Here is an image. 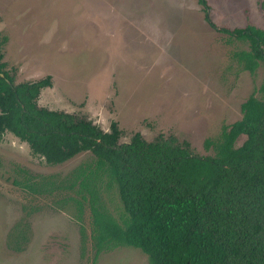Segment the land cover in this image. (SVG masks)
<instances>
[{
  "label": "rangeland",
  "instance_id": "rangeland-1",
  "mask_svg": "<svg viewBox=\"0 0 264 264\" xmlns=\"http://www.w3.org/2000/svg\"><path fill=\"white\" fill-rule=\"evenodd\" d=\"M207 3L216 28L197 0H0L3 60L17 82L51 76L52 85L41 91L43 106L83 113L104 130L116 121L121 141L137 131L147 140L163 132L187 140L198 155L211 154L205 138L240 117V104L264 75L263 64L253 74L238 71L231 52L247 46L228 41L218 28H264V0ZM92 161L84 152L48 165L26 143L3 135L0 264H92L91 211L76 192L79 185L38 193L14 182L52 175L60 183ZM111 194L112 200L103 193V200L118 218L120 205ZM66 195L82 200L81 219L74 202H62ZM12 229L25 232L20 250L8 246ZM94 264L148 259L138 248L118 246L101 252Z\"/></svg>",
  "mask_w": 264,
  "mask_h": 264
},
{
  "label": "trees",
  "instance_id": "trees-1",
  "mask_svg": "<svg viewBox=\"0 0 264 264\" xmlns=\"http://www.w3.org/2000/svg\"><path fill=\"white\" fill-rule=\"evenodd\" d=\"M197 1L216 28L207 0ZM218 31L246 44L230 55L239 72L253 74L264 65V28L246 24ZM6 40L0 38V140L12 134L48 165L84 152L93 160L60 183L52 175L14 182L38 193L79 185L76 192L91 211L92 264L118 246L138 248L148 264H264V75L240 104V117L205 138L203 147L211 154L198 155L173 134L158 132L147 140L137 131L121 141L116 121L104 130L83 113L41 105L51 76L17 82L15 69L3 60ZM105 192L111 200V193L116 196L118 218L105 206ZM82 200L62 198L74 202L79 219ZM15 229L8 246L20 250L26 235ZM81 236L84 245L82 226Z\"/></svg>",
  "mask_w": 264,
  "mask_h": 264
},
{
  "label": "flooded vegetation",
  "instance_id": "flooded-vegetation-1",
  "mask_svg": "<svg viewBox=\"0 0 264 264\" xmlns=\"http://www.w3.org/2000/svg\"><path fill=\"white\" fill-rule=\"evenodd\" d=\"M5 44V43H4ZM4 46V45H3ZM41 79V78H40ZM38 80V79H37ZM32 81V80H31Z\"/></svg>",
  "mask_w": 264,
  "mask_h": 264
}]
</instances>
